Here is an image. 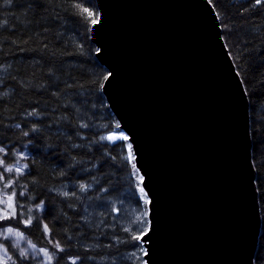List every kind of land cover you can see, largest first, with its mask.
<instances>
[{
	"label": "water",
	"instance_id": "obj_1",
	"mask_svg": "<svg viewBox=\"0 0 264 264\" xmlns=\"http://www.w3.org/2000/svg\"><path fill=\"white\" fill-rule=\"evenodd\" d=\"M102 3L105 59L120 71L110 109L140 136L159 198L156 264H237L255 254L262 219L247 182L250 106L208 8Z\"/></svg>",
	"mask_w": 264,
	"mask_h": 264
},
{
	"label": "snow or ice",
	"instance_id": "obj_2",
	"mask_svg": "<svg viewBox=\"0 0 264 264\" xmlns=\"http://www.w3.org/2000/svg\"><path fill=\"white\" fill-rule=\"evenodd\" d=\"M202 3L212 16L213 28L218 29L217 37L226 57L231 62L230 67L240 69L235 72L238 78L244 76L245 72L239 61L251 58L255 49L250 42H243L241 50H237L236 45L229 43L234 28L231 26V17H228V22H225L219 0H202ZM0 9L12 13L13 17L25 26L33 22L43 23L41 31L26 30L23 35H18L17 27L11 25L9 19H0V53H3L7 46L10 52L18 50L37 53L40 60H44L47 56L51 63L44 70L45 80L35 85V88L41 94H48L46 105L53 101L56 103V107L52 108L51 112L47 110V107L42 108L39 100L30 103L28 107L31 110L26 108L23 112L24 116L34 118L30 124H25L24 128H22L24 122L11 125V128L20 130L18 139L10 146L5 145L4 140L0 139V185H2L0 187V264H65L66 261L67 264H93L95 260V256L91 255L93 249H100L104 255L113 258L111 264H156L160 233V203L153 174L145 159L142 140L118 110L114 115L110 112L104 115L109 108H116L114 92L120 81V71L117 66L105 59L108 48L103 34L107 22L102 0H0ZM57 9L68 13L73 18V22L78 25L76 40L69 41L70 51L67 48L62 50L50 48L49 42H46L47 36L43 35L50 30L49 16L54 20H61ZM261 9H264V0H249L248 5L237 14L241 17L245 12L254 15ZM17 11L22 13L23 20L15 16ZM40 13L43 15L37 19ZM54 35L57 39L61 36L59 32H55ZM31 44H35V47H31ZM93 44L98 46L93 48ZM250 48L252 51L246 56L244 50ZM58 51L60 55L77 58L79 64L90 66L92 71L88 72L85 69L81 80L70 77L73 81L71 84L67 80L62 81L61 76L58 75L59 69L54 64ZM40 60L36 61L37 64ZM104 65L107 67L105 68ZM0 67L8 73L12 66L7 64L5 58L4 64ZM9 81L12 83L9 84ZM244 83L245 81L241 80V84ZM260 83L264 85V80ZM17 87L27 88L29 85L24 84L22 80H17L16 76L10 73L6 77H0V88L6 89L0 91V104L6 105L11 95H18L14 92ZM65 94H67L66 98L61 100ZM242 99L251 106L254 91L250 92L246 86L243 87ZM82 108L91 112L93 117L97 115L104 117L106 122L101 126L103 131L92 132L90 137L82 134V130L96 127L94 124L79 122L77 114ZM53 116L55 118L51 119ZM52 123L65 126L69 132L64 137L68 143L62 145L64 155L68 157V163L56 174L57 177L72 179L79 170L87 173L91 182H86L85 177H79L72 181L73 190L65 191L63 188L66 185L61 180L59 188L53 186L47 190L55 191L57 197L61 198V204L68 201L66 207L69 209L75 210V201L83 202L87 199L95 201V207L110 208V213L125 219L128 226H121L120 231L123 235L109 237L106 245L100 242L94 244L81 242L77 247L71 243L72 236L67 235V229L54 233L55 225L50 227L48 222L50 216L48 208L51 200L46 203L43 193L40 196H26L29 184L33 186V192L36 186L40 185L39 174L35 171L36 161L30 159L25 151H21L15 145L20 142V138H26L25 147L28 145L37 147ZM0 125H3L2 120ZM4 127L6 132L10 130L9 126L4 125ZM259 131V127L253 128L251 124L249 125L247 135L253 144H256L255 136ZM74 137L80 142H76ZM4 139H10V137L5 135ZM85 140L87 144L83 143ZM55 147L58 150L61 145L57 144ZM75 149H81V151L73 152ZM259 149H264V142L250 149L245 157L248 164V187L253 193L254 216H259V213L264 211V174L260 172V168H264V160L259 161L258 164ZM259 155H264V151H259ZM97 159L99 164L93 162ZM89 164L91 167H88ZM104 167L113 171L104 172ZM93 169H96L98 174H93ZM100 176L104 177L103 181ZM113 177L116 178L115 185L118 186H114ZM93 184L96 185L95 188ZM124 184L127 185V190L121 196L119 193ZM40 187L43 188V185ZM17 188L20 189L19 192L15 190ZM113 194H116L117 199L120 200L119 207L107 203L106 197ZM19 197H24L26 201L31 198L32 201V206L26 209L28 213L26 219L20 218L23 215L25 203L20 202ZM125 204L132 208L130 214ZM33 207L44 215L34 218ZM64 215L67 216V213ZM260 218L264 219V217ZM51 219L54 221L57 217H51ZM9 224L15 226H8ZM41 227L42 231H40ZM37 234L40 238L46 237L50 247L38 246L39 240L34 242L30 238ZM54 234L60 235V239L53 240ZM81 236L87 239L86 232L81 233ZM22 243L27 247H22ZM100 254L101 252L96 253V255ZM237 264H264V248L260 253L254 254L249 251L247 254H242L237 259Z\"/></svg>",
	"mask_w": 264,
	"mask_h": 264
},
{
	"label": "trees",
	"instance_id": "obj_3",
	"mask_svg": "<svg viewBox=\"0 0 264 264\" xmlns=\"http://www.w3.org/2000/svg\"><path fill=\"white\" fill-rule=\"evenodd\" d=\"M248 3L249 0H219L220 10L222 15L225 16V22H228V17H231V26L234 28L229 43L236 45L237 50H241L243 48V42H250L255 49L251 58L239 61L245 72V75L241 77L242 80L245 81L244 86H246L250 92L254 91V99L250 106V120L253 128H260V131L255 136L256 144L252 143V148H254L261 142H264V85H261L260 83L261 80H264V59H261V57H264V9L255 12L254 15L245 12L243 17H241L237 13L243 7H246ZM57 11L60 12L61 20H54L49 16L48 26L50 30L47 33H43V35L47 36L48 40L46 42H49L50 48L55 50L67 48L70 51L71 44L69 41L76 40L78 25L73 22V18L68 13L60 9H57ZM42 15V13L38 14L37 19ZM15 16L19 17L20 20L24 19L22 13L19 11L15 13ZM5 18L9 19L11 25L17 27L18 35H23L26 30L41 31L44 26L43 23L35 22L25 26L24 24H21L19 20L15 19L12 13L0 9V19ZM29 18H31V16ZM55 32L61 34L59 39L54 35ZM31 47H35V44H31ZM92 47L94 48L96 46L93 44ZM250 51H252L251 48L244 50L245 55L247 56V53ZM5 58L7 64H10L12 67L9 69L8 73H5L3 67H0V77H6L10 73L11 75L16 76L17 80H22L24 84L29 85L27 88H15L14 92L18 95H11L10 101L6 105L0 104V120L3 121V125H0V139L4 140L5 145L10 146L18 139L20 132V130L11 128V125L24 122L22 123V128H24L25 124H30L31 120L34 119L33 117H26L23 115L24 109L27 108L29 111L31 110L28 107L30 103H35L39 100L41 102L40 106L42 108L47 107L49 112L52 111V108L56 107V103L53 101L51 104L46 105L45 101L49 98L48 94H41L40 92H37L35 88V85L44 82L45 80L44 70H46L51 63L47 56L44 60H40V56L37 53L18 50L10 52L8 47L5 46L4 52L0 53V65L4 64ZM37 60H40L39 64H37ZM54 64L55 67L59 69L58 75L61 76V80H67L69 84L73 83L70 77H76L77 80H81L85 69L88 72L92 71L90 66L79 64L77 58L60 55L59 51L58 55L54 58ZM237 71H240V69L237 68ZM11 83L12 81H9V84ZM4 90L6 89L0 88V91ZM66 95L67 94H65L64 97H61V100H64ZM17 105L19 107H17ZM108 112L113 114L109 108L104 115L106 116ZM77 115L79 116V122L96 125L95 128H91L90 130H82L83 135L90 137L92 132L98 130L103 131L101 126L106 122L103 116L97 115L96 117H93L91 112L86 111L83 108ZM54 118L55 117L53 116L51 119ZM49 122H51V120ZM4 125L9 126L10 130L6 132ZM68 134L69 132L65 126L52 123V126L46 130L44 138L40 140L37 147H33L32 145L25 147L24 145L27 144L26 138H20V142L15 145L21 151H25L30 159L36 161L35 171L39 174L38 178L40 185H43V188H41L40 185H37L36 190L33 192V186L29 184V191L26 192V196H40L41 193H43V196L46 198V203L51 200L48 208L50 214L48 222L50 227L55 225L54 233H58L62 229H67V235L72 236L71 243L77 247H79L81 242L87 244L100 242L101 244L106 245L109 242V237L123 235L120 231L121 226H128L125 219L117 217L115 213H110V208L105 209L95 207L96 202L87 199L83 200V202L75 201V210L69 209L66 207L68 201H66L65 204H61V198L57 197L56 192H49L47 190L53 186L59 188L61 180H63V184L66 185L63 188L65 191L73 190L72 181L79 177H85L86 182H91L90 178H88V174L79 170L76 171L75 176H73L72 179L58 178L56 175L61 169L65 168L68 163V157L64 155L62 146L64 143H68L64 140V137ZM5 135L10 137V139H4ZM74 140L78 143L80 142L75 137ZM83 143L87 144V140L83 141ZM57 144L61 145V148L58 150H56L55 147ZM49 145H51V147H49ZM79 151H81V149L73 150V152ZM84 151H86V149H84ZM259 151H264V149L258 150V164L259 161L264 160V155H259ZM113 155H115V152H113ZM85 159L87 160V158ZM93 162L99 164V159ZM88 167H91V164H89ZM103 171L111 172L113 169L104 167ZM260 172L261 174H264V168H260ZM93 174H98L96 173V169H93ZM100 179L103 181L104 177L100 176ZM115 179L116 178L113 177L114 186H118L115 185ZM0 187H2V185H0ZM95 187L96 185L93 184V188ZM15 190L17 192L20 191L19 188ZM126 190L127 185L124 184L120 189L119 194L122 196ZM106 200L111 206H120V200L117 199L116 194L107 196ZM19 201L25 203V209L20 218L26 219L28 216L26 209L27 207L32 206L31 198L26 201L24 197H19ZM125 208L129 214L132 212V208L127 204H125ZM85 209H87V211H85ZM64 213H67V216H65ZM32 214L34 218L44 215L34 207ZM51 217H57V219L53 221ZM261 217H264V211H261ZM8 226L15 225L9 224ZM40 231H42V227ZM85 232L87 233V239L81 236V233ZM30 238H32L34 242L39 240L38 246L47 245L50 247L46 237L40 238L37 234ZM52 239H60V235L54 234ZM113 243H115V241H113ZM262 248H264V219H262L261 235L256 253H260ZM97 252H101V254L96 255ZM91 255L95 256L93 264H111V260L113 259L104 255L103 251L100 249H93ZM65 264H67V261Z\"/></svg>",
	"mask_w": 264,
	"mask_h": 264
},
{
	"label": "rangeland",
	"instance_id": "obj_4",
	"mask_svg": "<svg viewBox=\"0 0 264 264\" xmlns=\"http://www.w3.org/2000/svg\"><path fill=\"white\" fill-rule=\"evenodd\" d=\"M22 247H27V245L22 243Z\"/></svg>",
	"mask_w": 264,
	"mask_h": 264
}]
</instances>
